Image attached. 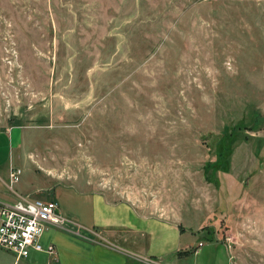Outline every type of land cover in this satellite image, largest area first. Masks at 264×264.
Listing matches in <instances>:
<instances>
[{
  "label": "rangeland",
  "instance_id": "374dc122",
  "mask_svg": "<svg viewBox=\"0 0 264 264\" xmlns=\"http://www.w3.org/2000/svg\"><path fill=\"white\" fill-rule=\"evenodd\" d=\"M11 128L15 193L68 222L54 255L0 264H143V239L83 249L100 210L77 191L177 224L161 231L178 251L213 236L264 264V0H0Z\"/></svg>",
  "mask_w": 264,
  "mask_h": 264
},
{
  "label": "crops",
  "instance_id": "0c3cea01",
  "mask_svg": "<svg viewBox=\"0 0 264 264\" xmlns=\"http://www.w3.org/2000/svg\"><path fill=\"white\" fill-rule=\"evenodd\" d=\"M4 135L7 138L5 143L3 142L6 147L5 150L0 145V204L12 203L17 198L16 194L9 189L8 184L9 173L12 168V152L21 138V133L17 128L0 129V137ZM76 193L82 197V209L92 206L97 213L96 208L98 205L100 210V214L94 220L93 226L95 229L87 230L88 233L77 234L81 239L83 249L85 247H92L93 244L102 245L103 242L115 246L118 242L126 243L130 242L131 239L133 241L144 240L147 249L146 254L143 256L145 262L143 264H162L161 262L166 258H168L167 263L169 262L170 264H179L181 261L188 260L189 258L192 259L191 264H232L231 252L223 242L209 241L213 246L202 255L201 252L206 241L192 242L184 245V248L179 250L182 251V254H178L179 251L174 245L164 244L165 232L161 231L163 228L170 227L172 229L177 227L181 232L177 224L161 218H156L158 221L151 224L147 219L148 217L145 214H141L131 203L126 201L110 202L105 199L104 195L97 192L77 191ZM57 237L63 239L64 236L61 233L58 234L54 227L49 226L42 236V242L44 244L56 243L55 248L58 249ZM133 238H136V240ZM200 242L202 243L201 246H199ZM38 254L40 255L35 257V260L43 258L46 255L45 253ZM81 257L85 258L84 255ZM146 260H150V262H146Z\"/></svg>",
  "mask_w": 264,
  "mask_h": 264
},
{
  "label": "built area",
  "instance_id": "2783aa9c",
  "mask_svg": "<svg viewBox=\"0 0 264 264\" xmlns=\"http://www.w3.org/2000/svg\"><path fill=\"white\" fill-rule=\"evenodd\" d=\"M20 175V168H11L8 185L14 193L13 186ZM15 194L17 198L14 202L0 204V248L14 254L16 260L29 258L33 253L54 255L55 245L44 244L42 236L49 226L65 227L68 222L58 213L57 202L51 198H30Z\"/></svg>",
  "mask_w": 264,
  "mask_h": 264
},
{
  "label": "trees",
  "instance_id": "16d2710c",
  "mask_svg": "<svg viewBox=\"0 0 264 264\" xmlns=\"http://www.w3.org/2000/svg\"><path fill=\"white\" fill-rule=\"evenodd\" d=\"M205 174H207V177H209V174H208L207 170H205ZM205 228L206 229H210L208 226L203 227V229H205ZM210 231L213 232L214 231L213 228L210 229ZM206 240L207 241H213L214 239H213V236H208V237L206 236ZM178 254H182V251H179Z\"/></svg>",
  "mask_w": 264,
  "mask_h": 264
}]
</instances>
